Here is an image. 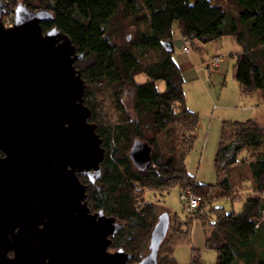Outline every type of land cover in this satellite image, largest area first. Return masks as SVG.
Here are the masks:
<instances>
[{
  "label": "trees",
  "instance_id": "trees-1",
  "mask_svg": "<svg viewBox=\"0 0 264 264\" xmlns=\"http://www.w3.org/2000/svg\"><path fill=\"white\" fill-rule=\"evenodd\" d=\"M9 8L23 2L30 9L53 13L42 26L57 27L83 54L75 63L86 82L85 104L90 121L106 149L101 176L88 190L92 209L103 210L122 222L112 249L124 248L136 264L145 255L159 215L168 212L144 199L145 189L168 192L178 186L201 199L200 208L182 223L171 215L172 226L160 250V264H179L173 251L190 242L192 220L200 219L205 245L216 250L215 264H264V128L254 120L224 123L215 158L217 183L199 182L186 164L196 141L199 115L188 108L185 79L163 45L174 37V25L192 48L232 37L240 46L235 78L243 96L261 92L264 98V0H4ZM131 34V39L126 36ZM139 74L148 80L136 81ZM165 82V90L156 85ZM109 89L117 115L105 120L98 114V95ZM126 102H130V112ZM135 140L152 148L150 165L141 170L129 152ZM0 155L2 152L0 151ZM247 166L249 179L237 187V170ZM236 176V177H235ZM249 196L243 209L227 213L211 205L221 198L236 200L241 190ZM207 208L216 216L210 222ZM186 210V208H185ZM169 213V212H168ZM170 246L163 253L168 241ZM163 253V255H162ZM192 264H202L193 250Z\"/></svg>",
  "mask_w": 264,
  "mask_h": 264
},
{
  "label": "water",
  "instance_id": "water-1",
  "mask_svg": "<svg viewBox=\"0 0 264 264\" xmlns=\"http://www.w3.org/2000/svg\"><path fill=\"white\" fill-rule=\"evenodd\" d=\"M5 11L0 0V264H129L124 248L109 250L122 222L91 212L79 178H99L106 152L75 65L84 55L57 27L44 30L52 12L19 2L5 28ZM151 153L135 140L129 155L144 170ZM170 225L161 213L136 264H160Z\"/></svg>",
  "mask_w": 264,
  "mask_h": 264
},
{
  "label": "rangeland",
  "instance_id": "rangeland-1",
  "mask_svg": "<svg viewBox=\"0 0 264 264\" xmlns=\"http://www.w3.org/2000/svg\"><path fill=\"white\" fill-rule=\"evenodd\" d=\"M126 36H128V40L131 39L130 33H126ZM200 47L203 50L192 48L190 52L193 56V64L201 71L192 70L191 78L184 82L186 104L188 108L199 115L195 145L187 156L186 164L188 171L199 182L215 184L218 180L215 158L224 123L254 120L264 128V98L261 92L254 93L251 96L241 94L239 83L235 78V65L236 56L242 50L232 38L226 36ZM175 54L179 55L178 47L175 49ZM217 56L223 58L221 67L212 69L211 74H209V68L207 69L206 66ZM147 80L148 77L145 74H139L136 77V81L139 83ZM156 85L159 90H165L163 80H157ZM98 104V114L102 118L106 121L115 118L117 113L114 110L109 89L105 88V92L98 95ZM126 105L129 111L133 112L132 104L126 102ZM236 173L237 178H239L237 179V187L243 188L246 183L243 184L240 181V176L249 179V168L245 166L238 169ZM181 192L178 186L163 193L154 189H145L144 199L159 204L161 210L165 209L173 218L176 217L182 223H187L192 217L185 210ZM240 195L241 197L234 201L226 197L216 200L211 208H222L227 213L240 212L243 209L244 201L249 196V192L243 189ZM207 212L210 222H215L216 216L213 212L210 213V208H207ZM169 246L170 241L163 248L164 254ZM194 249L199 252L202 264H215L217 262L218 253L216 250L206 247L203 224L200 219L196 218L192 220L191 241L176 245L173 255L179 264H192ZM110 250L115 251L113 248H110ZM148 252L147 246L144 255ZM166 254L169 255V253Z\"/></svg>",
  "mask_w": 264,
  "mask_h": 264
},
{
  "label": "built area",
  "instance_id": "built-area-1",
  "mask_svg": "<svg viewBox=\"0 0 264 264\" xmlns=\"http://www.w3.org/2000/svg\"><path fill=\"white\" fill-rule=\"evenodd\" d=\"M4 1V0H3ZM6 11L2 15V23L5 28L12 27L15 22V8H9L8 2L4 1ZM184 45L182 48L183 53H190L191 47L189 42L184 39ZM221 61V57L217 56L213 59V66H218ZM181 199L185 203V208L188 213L196 212L200 208L201 199L199 196L194 195L190 190L181 192Z\"/></svg>",
  "mask_w": 264,
  "mask_h": 264
},
{
  "label": "crops",
  "instance_id": "crops-1",
  "mask_svg": "<svg viewBox=\"0 0 264 264\" xmlns=\"http://www.w3.org/2000/svg\"><path fill=\"white\" fill-rule=\"evenodd\" d=\"M230 38H232V37H230ZM173 43H174V51H173L174 58H175V60L177 61L178 65H179V68H180V70H181V72L183 74L184 79L187 81L189 78H191L192 70H196V71H201V70H200V68H196L195 65L193 64L192 53L190 52V53L186 54V53H183V51H182V48H183L184 44H183V37L181 35V31H180L178 23H176L174 25ZM176 47L179 48V55L175 54ZM222 61H223V58L221 57V61H220L219 65L218 66H213L212 65L213 60H212L211 63H209L206 66L207 69L209 68L208 69L209 70V74H211V70L212 69H219L221 67ZM218 74H219V72H218ZM214 76H216V75H214Z\"/></svg>",
  "mask_w": 264,
  "mask_h": 264
},
{
  "label": "flooded vegetation",
  "instance_id": "flooded-vegetation-1",
  "mask_svg": "<svg viewBox=\"0 0 264 264\" xmlns=\"http://www.w3.org/2000/svg\"><path fill=\"white\" fill-rule=\"evenodd\" d=\"M79 178H80V180H81V182L82 183H84L85 185H87V190H86V193H87V199H86V202H87V204H88V206H89V208H90V210H91V212L92 213H96V212H98V211H100V210H95V209H92L91 208V206H90V204H89V201H88V199H89V194H88V190H89V188H90V185L92 184V183H94L92 180H91V178L88 176V174H83V173H81V174H79ZM96 180V179H95ZM105 213V212H104ZM106 214V213H105ZM107 215V214H106ZM107 216H109V215H107ZM158 220V219H157ZM111 238H112V236H111ZM113 239V238H112ZM111 246V245H110ZM110 246H109V250H110ZM111 251V250H110Z\"/></svg>",
  "mask_w": 264,
  "mask_h": 264
}]
</instances>
